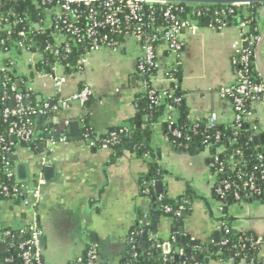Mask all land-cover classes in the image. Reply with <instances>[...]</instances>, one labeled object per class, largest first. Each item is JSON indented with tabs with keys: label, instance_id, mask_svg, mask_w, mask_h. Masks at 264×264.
I'll list each match as a JSON object with an SVG mask.
<instances>
[{
	"label": "crops",
	"instance_id": "0c3cea01",
	"mask_svg": "<svg viewBox=\"0 0 264 264\" xmlns=\"http://www.w3.org/2000/svg\"><path fill=\"white\" fill-rule=\"evenodd\" d=\"M260 13V39L254 64L264 83V7ZM247 32L248 28L241 26L215 29L198 25L186 29L178 36L184 48L176 58L164 43L159 44L152 86L173 92L177 83L191 120L207 119L214 114L216 124L232 123L234 109L221 90L235 82L231 61L236 51L245 46L243 38ZM140 53L139 40L130 34L116 49L102 47L84 55L80 72L67 73L59 65L54 75L34 72L29 65L31 52L11 56L15 63L11 72L26 77L27 90L39 103L51 100L55 110L50 120L38 119L36 147L14 141L16 181L27 184L29 189L21 202L8 200L0 205V229L18 230L36 222L41 238L45 239L41 248L45 264H69L88 246L96 248L98 261L101 258L103 263L117 264L128 249L131 234L144 218L153 224L150 239L157 241L158 249L164 251L174 234V219L158 214L154 200L141 191L149 157L125 151L114 158L112 150L90 148L81 139V132L78 139L70 136V124L78 122L81 128L83 119L99 133L129 125L136 114L135 99L140 90L136 77ZM5 59L8 56L0 54V69ZM177 70L179 83L168 75ZM55 78L63 80L59 88ZM85 89L89 92L87 104L73 99ZM165 118L156 124L152 137L159 165L170 174L163 189L172 200L183 197L187 187L196 194L185 216L182 213L177 233L203 245L219 242L223 213L221 202L212 195L215 176L207 163L212 150L205 148L197 154L176 150L164 134ZM250 119L264 125V106L256 105ZM49 134L68 139L49 150L42 140ZM21 164L26 166V181L20 179ZM41 177L45 184L37 199L34 190ZM227 216L234 230L258 238L257 257L264 264V202L232 204ZM176 250L181 252L178 247ZM0 263L4 264L1 260ZM205 264L248 263L236 262L231 254Z\"/></svg>",
	"mask_w": 264,
	"mask_h": 264
},
{
	"label": "trees",
	"instance_id": "16d2710c",
	"mask_svg": "<svg viewBox=\"0 0 264 264\" xmlns=\"http://www.w3.org/2000/svg\"><path fill=\"white\" fill-rule=\"evenodd\" d=\"M100 3H93L98 8ZM248 15L241 11L237 14H223L220 13L222 9H230L231 6H202L197 10H200L201 14L194 15L195 11L193 7L188 5H179L181 10L179 16L186 18L190 16L193 19L199 21V26L213 27L215 29H221L224 27H237L242 23L248 24V32L245 37V48L252 53V77L257 84H264L260 79L254 64L256 48L258 42L250 44L251 37H259L258 30L260 20V8L264 7L262 4L247 5ZM80 16L73 13H63L58 18V31L65 34L67 38H70V34L67 32V28L70 24L78 23V26L83 30L88 25V9L79 8ZM43 11H38L31 5V0H0V17L8 20L10 23V31L12 36L17 40L24 42L26 47L31 51H39L41 53V59L37 64L38 72L49 73L51 66L58 63L63 66L67 73L80 72L83 69L81 63L82 57L87 54L91 41L86 39L83 34H80L82 39L81 43H76V40L71 41V52L67 53L63 47L59 49V53L55 54L53 48L47 49L48 45H53L52 32L55 27L48 30H36L32 28L34 22L40 21L38 16ZM196 13V12H195ZM218 13V14H217ZM29 15L30 19L26 20L25 16ZM21 20L17 25H13V21ZM165 22L158 15L154 22H151L148 17V13L145 14L144 25L147 34H155L154 29L157 27H165ZM142 26V25H140ZM3 24L0 23V41L5 40V44L0 43V54L10 49L9 42L7 40V31L2 30ZM25 32V37H20L19 33ZM133 33V27L124 28L121 32L116 31L111 34L112 40L117 42L113 44L111 48L115 49L121 42H123L130 34ZM166 32L158 34V40L155 43L156 46L164 43L162 37ZM9 59L4 60V70L0 69V139L2 136L6 138L7 143L10 145L8 152L2 151L0 146V205L10 200L13 197V191L11 184L12 179L8 178L7 174L14 173L16 164L12 160L14 154L15 142L7 136V129L10 126L13 118H2V114L6 108H14V96L15 92L11 91V86H16V91L20 93H29L26 87L27 78L24 76H16L13 72L8 70ZM157 68L152 70H144L143 72L137 71L136 77L138 80V88L140 89L135 99L136 114L131 120L129 125L119 128H111L105 133L95 132L87 120H81V139L85 140L87 134L96 140L97 146L101 145L102 139H107L112 133L118 136L117 142L111 145L113 157H118L125 151H130L136 155L142 157H149V169L147 174L143 177L141 182V191L143 194L151 197L154 200L156 206V212L158 214H166L175 221V231L169 240L171 250L167 255H164L159 251L157 241L150 239V234L153 232V224L150 220L144 218L139 228L134 231L130 239H134L135 249H132L130 245L125 253L121 254L119 262L117 264H205L207 260L219 259L233 254V258L236 262L245 260L248 264H262L258 260V238L251 233L238 232L232 227V220L227 216V209L230 205L236 204L238 201L233 198L231 191H226L222 199L217 194L216 189L213 187L212 195L215 199L220 201L222 199L226 205L223 207V216L220 218L222 226L220 229L219 242L203 245L197 241L192 240L190 237L179 235L177 233V226L182 219V213H187V208L191 204L192 200L196 198V194L191 187H187L183 197L177 200H172L167 196L163 186L166 182V177L170 174L164 170L157 160V155L152 147V137L156 124L160 122L163 116H165V109L168 104L174 105L180 114L179 119L171 124L170 122L163 123L164 134L174 142V148L180 151H186L197 154L206 148V145L210 144L212 155L208 158V165L211 166L213 173H217L218 184L222 182H230L234 187H243L244 183L249 179V176H253L254 190L259 193L258 196H250L249 198H243L244 203H250L254 201L264 202V175L261 173L262 168L255 170L260 166V155L264 156V145L261 143L255 144V138L264 136L263 134H256L250 127V123L245 122L238 127V124L232 122L230 124H215L213 126L208 125L207 119L191 120L189 117V110L184 104V99L179 86L174 84L173 92L167 90L172 98H167L164 104H157V99L160 97V92L152 86V77L156 74ZM169 77L176 80L178 83L181 81L179 70L173 71L168 74ZM10 78V82L4 87L3 83ZM154 91L151 94V91ZM8 95V98L3 101V95ZM257 98L262 97V93L257 94ZM174 99L179 101L174 102ZM30 102L37 103L38 100L35 95L31 94ZM88 101H86V104ZM46 121L45 118L41 120ZM34 126H38V117L33 118ZM179 133L178 136L173 133ZM23 146H35L39 141L21 142L16 140ZM93 147L92 149H99V147ZM223 147L221 152L218 149ZM101 150V149H100ZM231 160L235 162V169H231ZM17 182V181H16ZM162 183V190L160 193L156 192V183ZM146 183V184H145ZM24 188L18 193V197L15 198V202H21L26 199L27 184H20ZM8 187V190L5 188ZM250 188V187H248ZM29 189V188H28ZM146 189L150 192L146 193ZM241 197H244V193L240 190ZM160 198H162L160 200ZM166 207H169L171 211L166 212ZM180 215V216H179ZM40 229V227L38 226ZM229 230V232H227ZM6 229H0V234L4 233ZM28 229L24 231L12 230V235L4 239L5 250L1 253L0 260L4 264H23L21 260L20 244L25 242L29 238ZM262 241V240H261ZM144 243H146L144 247ZM2 244L0 242V248ZM178 247L181 252H177ZM92 252L97 256L95 264H106L102 261H98L99 253L93 246H88L83 254L76 261L69 264H88L89 253ZM45 264V263H44Z\"/></svg>",
	"mask_w": 264,
	"mask_h": 264
},
{
	"label": "built area",
	"instance_id": "2783aa9c",
	"mask_svg": "<svg viewBox=\"0 0 264 264\" xmlns=\"http://www.w3.org/2000/svg\"><path fill=\"white\" fill-rule=\"evenodd\" d=\"M93 3L97 2H72V1H63V0H31V5L36 10L43 11L38 16L40 17V21L36 22V26H32L33 29L36 30H48L55 27V30L51 33L53 40V45H48L47 49L53 48L55 50V54L59 53V49L61 47L69 53L71 52V41L76 40V43H81L82 39L80 38V34H83L86 39L91 41V46L87 53L97 51L102 47H113V44H116L114 40L111 38V34L113 32L119 31L121 32L124 28L133 27L132 36L136 37L141 44V53L138 59L137 71L140 73L144 70H152L158 68L157 63V46L156 42L158 40V34L161 32H166L164 37H162L163 42L166 46L167 51L173 57H178L182 52L184 45L178 39V36L185 31L186 29L196 28L199 25V21L197 19H193L190 16L186 18H181L179 16L181 10L179 8L180 4H166V3H153V2H143L140 0H110V1H102L98 8L93 5ZM193 7L194 10L205 6V5H188ZM247 5H234L231 6L230 9H222L220 13L226 14H238L240 11L248 15ZM230 7V6H228ZM79 8L88 9V25L85 29H81L78 26V23L70 24L67 28V32L70 34V38H67L65 34L58 31V18L64 13H73L74 15L80 16ZM200 10H195L193 12L194 15H200ZM196 12V13H195ZM148 13V17L151 22H154L156 17L159 15L160 18L165 22V27H157L154 29L155 34H147L144 25L145 14ZM218 14V13H217ZM26 20H29V15L25 16ZM21 20L15 19L13 21V25H17ZM0 23L3 24L2 30L7 31V40L10 45V49L2 52L1 54L8 56L10 61L8 70L12 71L14 68V60L12 59L13 54H20L22 52H31L32 58L29 60V65L31 66L34 72H37V64L41 59V53L39 51H31L29 50L23 41L17 40L12 36V32L10 31V23H8L7 19L0 17ZM142 25V26H140ZM241 27L248 28V24L242 23ZM249 29V28H248ZM25 32H20V37H25ZM260 37H251L250 44L255 42H259ZM245 44V37L243 38ZM1 44H5V40L0 41ZM118 47V46H117ZM116 47V48H117ZM115 48V49H116ZM86 55V54H85ZM83 58L81 59V63L83 62ZM232 69L235 76V82L232 86L224 88L221 90L222 95L227 98L233 106L234 109V123L238 124L240 127L241 124L248 122L250 123L251 129L258 135L264 133V125L257 121L251 120V116L253 115L254 108L256 105L261 104L264 106V85L257 84L252 77V53L244 47L240 50H237L234 56L232 57ZM59 66L58 63L51 66L50 72L47 74H56V68ZM1 70H4L2 67ZM63 80H59L55 78L56 87H60L61 82ZM8 82H10V78L3 83L5 87ZM11 91L15 92L14 101L16 102V106L14 108H6L2 114V118H13L10 126L7 129V136L10 138H14V140H18L21 142H31L34 141L37 137V126L33 124V118L39 117L40 119L45 118L46 121L50 120L52 117V113L55 108L53 107L51 100H46L43 102L33 103L30 102L31 93H20L16 91V86L12 84ZM153 90L151 94H153ZM262 93L261 98H257V94ZM3 101L8 98V95L5 93L3 95ZM89 92L88 90L81 91L78 95H76L73 99L81 100L85 102L88 100ZM167 98H172V95H169L166 91L160 92V97L157 99V104H164ZM174 102L179 101V99H174ZM165 114V122H170L173 124L176 122L180 114L174 105L168 104ZM1 116V115H0ZM208 125L213 126L217 123L216 115H211L207 118ZM174 135L178 136L179 133L174 132ZM168 138V137H167ZM66 136H55L52 134L47 135L45 138H42L43 141L48 145L49 150H51L54 146L59 143L67 141ZM169 139V138H168ZM118 136L115 133H112L109 138L102 139L101 145L97 146V141L90 137V134H87L86 139L84 140L90 148L99 147L101 150H110L111 145L117 142ZM170 140V139H169ZM172 144L173 141L170 140ZM0 146H2L3 152H8L10 150V145L7 143L6 138L4 136L0 139ZM207 149H211L210 144L206 145ZM223 150V147L218 149V152ZM12 158V157H11ZM260 166L255 168V170H259L262 168L261 173L264 175V156L260 155ZM231 169H235V162L231 160ZM211 168V166H210ZM215 176L214 188L220 197L224 198V193L226 191H231L233 198H235L238 202L236 204L244 203L243 198H249L250 196H258L259 193L254 190L253 186V176H249V179L244 183L243 187H234L230 182H222L218 184L217 173H213ZM8 178L12 179V190L18 193L24 188V186H20L18 182L14 180V173L10 172L7 174ZM16 177V176H15ZM45 184V180L41 177L37 181V185L34 190V197H40V187ZM146 184V183H145ZM250 187V188H248ZM8 190V187L5 188ZM240 190L244 193V197H241ZM150 190L146 189V193H149ZM18 193H13V197L9 201H14L15 198L18 197ZM162 198H160L161 200ZM219 199L222 208L226 205V203ZM171 209L166 207V212H170ZM28 229L29 238L20 244L19 248L21 251V260L23 264H44L42 259V251L40 247V238L42 237V232L38 228V224L35 222L28 228L18 229L20 231H24ZM12 230L14 229H6L4 233L0 234V242L3 245L4 239L8 236L12 235ZM229 232V230H227ZM130 245L132 249H135L134 239H130ZM170 245V244H169ZM168 250V251H167ZM166 251L163 252L164 255H167L171 246ZM97 256L92 252L89 253V263L95 264ZM80 261L81 259L78 258Z\"/></svg>",
	"mask_w": 264,
	"mask_h": 264
},
{
	"label": "water",
	"instance_id": "95a60500",
	"mask_svg": "<svg viewBox=\"0 0 264 264\" xmlns=\"http://www.w3.org/2000/svg\"><path fill=\"white\" fill-rule=\"evenodd\" d=\"M63 1H72V2H102V1H110V0H63ZM143 2H153V3H166V4H180V5H205V6H234V5H251V4H262L264 5V0H140ZM16 106V102H13V107ZM38 119H40L38 117ZM70 129V136L71 138L78 139L80 137V127L78 122H73L69 126ZM11 140L14 142V138L12 137ZM261 143L264 145V136H261L259 138H255V144ZM23 169V171L21 170ZM20 176L22 179L21 181H26L27 173H26V166L24 164H21L19 166ZM156 192L160 193L162 190V183L157 182L156 183ZM183 216H185V212H183ZM180 234H183V229H180ZM45 245V239L40 238V247L43 248ZM169 244H166L164 247V251H166L169 248ZM1 253L4 252L5 247L4 245L0 248ZM159 251H163L160 250ZM163 251V252H164ZM168 251V250H167ZM166 251V252H167ZM99 262H101V258H99Z\"/></svg>",
	"mask_w": 264,
	"mask_h": 264
},
{
	"label": "bare ground",
	"instance_id": "6f19581e",
	"mask_svg": "<svg viewBox=\"0 0 264 264\" xmlns=\"http://www.w3.org/2000/svg\"><path fill=\"white\" fill-rule=\"evenodd\" d=\"M257 138H259V137H257ZM260 143V142H259ZM221 211H222V213H223V208H221Z\"/></svg>",
	"mask_w": 264,
	"mask_h": 264
},
{
	"label": "rangeland",
	"instance_id": "374dc122",
	"mask_svg": "<svg viewBox=\"0 0 264 264\" xmlns=\"http://www.w3.org/2000/svg\"><path fill=\"white\" fill-rule=\"evenodd\" d=\"M1 264V263H0Z\"/></svg>",
	"mask_w": 264,
	"mask_h": 264
}]
</instances>
